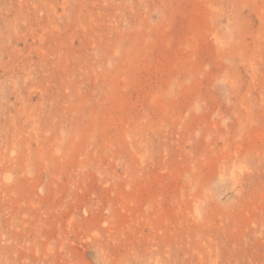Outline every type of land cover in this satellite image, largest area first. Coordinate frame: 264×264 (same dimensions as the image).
Returning a JSON list of instances; mask_svg holds the SVG:
<instances>
[{
  "label": "rangeland",
  "instance_id": "obj_1",
  "mask_svg": "<svg viewBox=\"0 0 264 264\" xmlns=\"http://www.w3.org/2000/svg\"><path fill=\"white\" fill-rule=\"evenodd\" d=\"M0 264H264V0H0Z\"/></svg>",
  "mask_w": 264,
  "mask_h": 264
},
{
  "label": "bare ground",
  "instance_id": "obj_2",
  "mask_svg": "<svg viewBox=\"0 0 264 264\" xmlns=\"http://www.w3.org/2000/svg\"><path fill=\"white\" fill-rule=\"evenodd\" d=\"M7 178V177H6ZM9 178V177H8Z\"/></svg>",
  "mask_w": 264,
  "mask_h": 264
}]
</instances>
